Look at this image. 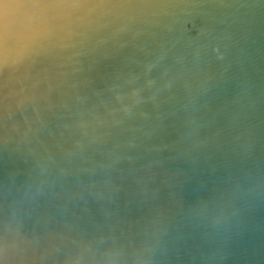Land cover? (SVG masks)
I'll return each instance as SVG.
<instances>
[{"label": "water", "instance_id": "obj_1", "mask_svg": "<svg viewBox=\"0 0 264 264\" xmlns=\"http://www.w3.org/2000/svg\"><path fill=\"white\" fill-rule=\"evenodd\" d=\"M4 4L44 33L0 57V232L7 213L17 235L0 261L62 264L74 240L135 241L162 213L160 264H264V188L227 222L200 211L264 176V0H0V29ZM48 161L54 194L13 212Z\"/></svg>", "mask_w": 264, "mask_h": 264}, {"label": "clouds", "instance_id": "obj_2", "mask_svg": "<svg viewBox=\"0 0 264 264\" xmlns=\"http://www.w3.org/2000/svg\"><path fill=\"white\" fill-rule=\"evenodd\" d=\"M3 25L0 29V57L13 62L23 59L43 36L44 28L28 5L4 4ZM35 7V6H33ZM13 27L15 31L13 32ZM16 46L9 48V40ZM55 162L48 161L39 166L12 193L9 206L14 212L20 205L38 204L42 198L53 195L59 176ZM256 188H264V176L248 177L243 183L222 193L217 200L204 204L200 211L214 221H229L241 210L243 202ZM12 216L5 215L3 231L0 232V254L7 255L17 247V235L11 229ZM172 222L166 215L156 213L148 218L135 241L117 236L80 237L63 256L62 264H160L159 257L169 242ZM36 257H18L19 264H35ZM3 264V261H0Z\"/></svg>", "mask_w": 264, "mask_h": 264}]
</instances>
